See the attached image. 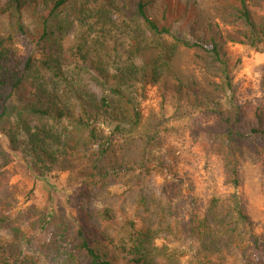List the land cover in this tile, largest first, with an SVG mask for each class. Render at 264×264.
Returning <instances> with one entry per match:
<instances>
[{"label": "trees", "instance_id": "16d2710c", "mask_svg": "<svg viewBox=\"0 0 264 264\" xmlns=\"http://www.w3.org/2000/svg\"><path fill=\"white\" fill-rule=\"evenodd\" d=\"M221 4L240 28L234 34L222 35L210 25L200 30L193 0H0V136L8 142V150L0 143V191L7 194V168L15 159L36 179L55 171L78 176L82 199L116 173L137 184L136 173L143 176L152 157V133L141 132V105L146 88L161 82L172 84L176 99L218 121L214 134L225 162L224 182L240 188L236 154L264 160V70L259 104L239 105L225 46L264 53V0ZM180 50L195 52L201 68L219 80L213 90L229 94L227 109L209 94L200 99L195 82L179 79ZM161 195L179 197L166 187ZM187 205L171 225L166 217L174 213L158 207V230H152L151 219L141 227L133 220L117 226L111 208L94 217L78 204L75 225L57 228L44 246L66 264H228L224 251L230 248L243 264H264L241 194L224 206L219 199L203 203L194 196ZM5 228L9 238L0 240V264H35L18 245L21 228L0 215ZM167 232L181 243H196V257L158 247V233Z\"/></svg>", "mask_w": 264, "mask_h": 264}, {"label": "rangeland", "instance_id": "374dc122", "mask_svg": "<svg viewBox=\"0 0 264 264\" xmlns=\"http://www.w3.org/2000/svg\"><path fill=\"white\" fill-rule=\"evenodd\" d=\"M193 1L200 30H208L209 25L222 35L240 30L229 16V7L223 6L221 0ZM72 35L73 30L67 36L69 40H66L65 47ZM225 50L234 67L237 103L259 104L263 95L259 78L264 70V53L236 43H227ZM194 54L193 51L180 50L176 60L179 79L187 83L195 82L202 92L200 99L209 94L222 109H227L229 94L223 95L213 90L219 80L201 68ZM92 90L96 91L94 88ZM141 108V132L150 130L152 133L149 134L152 157L146 171L142 172L143 176L136 173L134 178L138 177L137 184L134 179L116 173L104 183L102 190L93 188L88 198L82 199L80 193L83 185L78 176L70 177L66 171H55L47 179L41 180L34 178L18 159L9 165L7 194L0 191V215L9 217L13 227L21 228L22 240L18 245L23 253L32 258L35 264H66L63 256L46 250L44 243L57 228L75 225L78 204L94 217L98 211L111 208L117 226L126 220H133L141 227L146 219H151L150 227L158 230L154 224L159 218L158 207L166 210L167 214L174 213L166 217L171 225L178 214L182 215L187 209L188 197L194 196L203 203L216 198L224 206L231 195L241 194L248 204L253 233L262 245L258 257L263 258L264 160H258L248 152L236 154L241 165L242 181L240 188L234 190L224 182L225 162L218 137L214 134L218 121L208 111H197L185 99H176L172 84L163 82L146 88ZM0 143L8 150V142L2 136ZM118 144L121 145L122 141L118 140ZM147 172L148 176L145 175ZM162 187L179 193V197L168 200L167 196L161 195ZM1 201L9 206L6 208ZM96 220L91 219L93 222ZM8 238L7 229H0V240ZM155 244L192 257H196L198 248L194 242L174 240L170 232L158 233ZM224 255L228 264H243L234 248L225 250Z\"/></svg>", "mask_w": 264, "mask_h": 264}]
</instances>
